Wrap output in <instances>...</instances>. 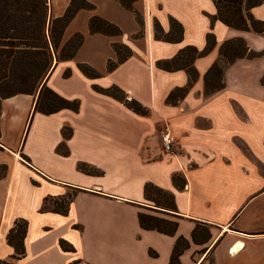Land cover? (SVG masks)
<instances>
[{"label":"crops","instance_id":"0c3cea01","mask_svg":"<svg viewBox=\"0 0 264 264\" xmlns=\"http://www.w3.org/2000/svg\"><path fill=\"white\" fill-rule=\"evenodd\" d=\"M86 1L93 8L77 9L62 34L63 43L83 35L75 56L55 62L46 79L60 96L77 99L78 110L36 111L37 93L1 100L0 260L169 264L182 237L188 244L179 264H264V34L215 19L212 0ZM70 2L48 0L50 16H62ZM249 12L264 21V2ZM94 15L119 32H91ZM208 34L214 42L193 59L195 78L187 68L161 66L184 47L204 50ZM236 37L259 54L225 64L219 47ZM114 44L129 56L118 62ZM109 61L116 62L110 70ZM216 62L224 63V86L206 94ZM95 86H117L147 113ZM146 183L170 192L174 209L147 200ZM139 213L175 221L174 234L142 228ZM19 219L27 223L25 251L14 259L6 235Z\"/></svg>","mask_w":264,"mask_h":264},{"label":"trees","instance_id":"16d2710c","mask_svg":"<svg viewBox=\"0 0 264 264\" xmlns=\"http://www.w3.org/2000/svg\"><path fill=\"white\" fill-rule=\"evenodd\" d=\"M119 1L130 7L129 0ZM212 1L216 7L215 19L230 27L241 30L252 29L257 33L264 34V21L254 18L249 12L251 7L264 2V0ZM79 8L92 9L93 5L86 0H71L62 16L52 17L49 14L48 0H0V105L3 98L17 93H37L34 106L36 111L52 113L62 108L78 110L79 101L77 99L70 100L60 96L46 85V79L55 62L73 58L82 42L83 35L81 33H75L66 42H62L64 29ZM173 27H176V22L172 20ZM177 27L180 28L178 25ZM89 28L91 32H102L109 35L119 32L114 24L96 15L91 17ZM155 30H157L156 27ZM213 42V36L208 34L207 46L204 50L198 51L192 46L184 47L171 61L163 62L161 66L167 69L187 68L191 78H195L196 72L191 65L193 59L208 51ZM113 46L118 55V62L129 56L128 49H124L118 44ZM219 54L225 64H228L237 58L253 57L259 53L250 50L244 39L236 37L225 40L219 47ZM115 65L116 62L109 61L108 70ZM224 67L216 62L209 68L205 75L206 94L224 86ZM78 68L87 76L97 75L86 63H78ZM64 75H68V72H65ZM94 88L120 100L136 113H147L144 106L132 98L128 99L117 86L108 88L95 86ZM80 168L87 169L84 165H80ZM172 179L175 184H179L180 177L178 175H173ZM144 195L156 207L167 210H173L175 207L173 195L152 183L144 185ZM60 206L62 209L63 205ZM151 209L157 210V208ZM61 212L65 213V209H62ZM138 218L142 228L156 229L170 235L175 232L176 222L173 220L146 213H139ZM26 227L27 223L24 219L16 220L6 235L7 242L15 249V255L12 257L14 259L24 254L23 239ZM187 244L184 238H177L169 264H179L178 256ZM60 246L64 250H72V247L64 241H60ZM0 264H12V262L0 260Z\"/></svg>","mask_w":264,"mask_h":264},{"label":"built area","instance_id":"2783aa9c","mask_svg":"<svg viewBox=\"0 0 264 264\" xmlns=\"http://www.w3.org/2000/svg\"><path fill=\"white\" fill-rule=\"evenodd\" d=\"M161 140H162L163 148L165 150H170L174 141L173 137L168 132H166L162 134Z\"/></svg>","mask_w":264,"mask_h":264},{"label":"rangeland","instance_id":"374dc122","mask_svg":"<svg viewBox=\"0 0 264 264\" xmlns=\"http://www.w3.org/2000/svg\"><path fill=\"white\" fill-rule=\"evenodd\" d=\"M220 64H222V66H224V65H223L224 63H220ZM168 151H170V150H168ZM2 171H3V168L0 167V174L2 173ZM66 201H67V200H66ZM202 232H205V229H204Z\"/></svg>","mask_w":264,"mask_h":264}]
</instances>
